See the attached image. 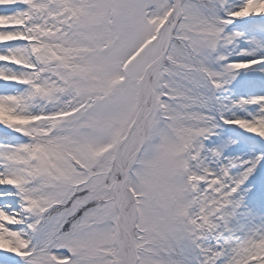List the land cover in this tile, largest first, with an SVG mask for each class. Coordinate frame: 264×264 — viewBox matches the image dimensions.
Listing matches in <instances>:
<instances>
[{"label": "snow or ice", "instance_id": "1", "mask_svg": "<svg viewBox=\"0 0 264 264\" xmlns=\"http://www.w3.org/2000/svg\"><path fill=\"white\" fill-rule=\"evenodd\" d=\"M0 264H264V0H0Z\"/></svg>", "mask_w": 264, "mask_h": 264}]
</instances>
